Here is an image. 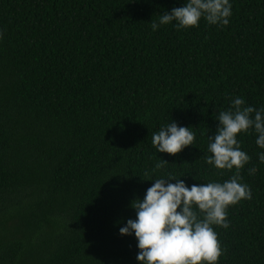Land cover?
Here are the masks:
<instances>
[{"label": "trees", "instance_id": "16d2710c", "mask_svg": "<svg viewBox=\"0 0 264 264\" xmlns=\"http://www.w3.org/2000/svg\"><path fill=\"white\" fill-rule=\"evenodd\" d=\"M186 2L0 0V264H140L120 228L152 180L235 174L206 162L209 136L234 98L264 108V0H230L225 26L152 29ZM173 121L194 145L159 153L152 134ZM237 138L252 199L214 226L218 264H264V149L254 129Z\"/></svg>", "mask_w": 264, "mask_h": 264}, {"label": "clouds", "instance_id": "9594fccd", "mask_svg": "<svg viewBox=\"0 0 264 264\" xmlns=\"http://www.w3.org/2000/svg\"><path fill=\"white\" fill-rule=\"evenodd\" d=\"M231 9L230 0H187L184 6L162 14L159 24L152 21L151 27L155 31L159 25L175 21L177 30L188 29L198 27L202 18L210 25L225 26L229 24ZM214 115L219 127L214 137L209 136L211 155L206 162L220 170L235 168V174L223 183L193 184L191 188L171 173L167 178L152 180L154 183L143 199L131 202L136 219H129L120 228L121 235L134 233L140 264H218L225 254L214 226L227 229L229 207L252 199L251 188L242 183L240 174L251 157L241 150L237 137L254 129L258 134L256 144L264 149V108L247 106L243 98L236 97L231 107ZM194 142L191 128L180 127L174 121L152 134V144L159 153L176 155ZM259 160L264 163V152L259 153ZM168 163L160 159L153 171L165 168ZM256 170L250 168L249 174H255ZM172 180L176 183H171Z\"/></svg>", "mask_w": 264, "mask_h": 264}]
</instances>
